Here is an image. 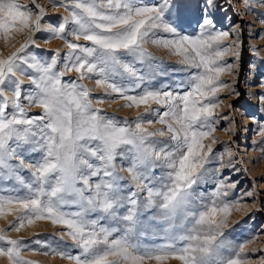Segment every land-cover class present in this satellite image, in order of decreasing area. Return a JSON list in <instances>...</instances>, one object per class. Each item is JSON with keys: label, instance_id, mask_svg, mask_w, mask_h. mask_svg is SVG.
<instances>
[{"label": "snow or ice", "instance_id": "6c2138e0", "mask_svg": "<svg viewBox=\"0 0 264 264\" xmlns=\"http://www.w3.org/2000/svg\"><path fill=\"white\" fill-rule=\"evenodd\" d=\"M48 2L65 14L53 19L39 0H0V41L9 49L0 53V218H13L0 228V257L37 264L23 252L41 249L8 232L47 221L64 247L35 243L70 264H250L252 241L234 247L226 231L232 212L247 209L228 199L238 182L222 172L236 153L227 149L212 167L217 125L229 122L231 142L240 130L233 112L245 115L233 102L243 96L235 86L241 25L217 27L218 0ZM240 4L255 13L264 0ZM41 32L50 34L44 43L61 39L66 50L43 57ZM149 43L178 57L179 67H164ZM250 47L264 63L261 49ZM170 72L184 78L162 83ZM69 73L75 78L65 79ZM86 80L103 89L96 103L119 98L142 112L128 120L95 107ZM256 87L250 96L264 108V76ZM257 135L264 143V123Z\"/></svg>", "mask_w": 264, "mask_h": 264}, {"label": "rangeland", "instance_id": "374dc122", "mask_svg": "<svg viewBox=\"0 0 264 264\" xmlns=\"http://www.w3.org/2000/svg\"><path fill=\"white\" fill-rule=\"evenodd\" d=\"M24 3H28V0H23ZM40 3L44 4L48 15L55 19L53 14L64 15L62 8H55L49 4L48 0H39ZM149 2H155V0H149ZM218 3L222 6L220 12L217 13L221 23L217 25L218 28L221 26L225 29H229L232 24H240L242 33L240 39L242 40V46L240 49V72L236 81L237 89L243 93V96L238 101H233L237 108H242L245 111V115H241L240 112H233L238 124L240 125L239 133L236 137L232 138L230 142L229 133L225 132L224 129L229 127V122L221 120L217 125V131L214 135L218 139V143L214 145L216 152V159L213 162L212 167H218L220 161L219 157L221 154H225L226 150L230 149L236 153L233 160V166L222 170L223 175L228 178V182H238L235 189L229 190L230 201H239L241 204L247 206V209H242L239 212L233 211L229 217L230 230L228 232V242L234 247H238L242 243H247V251L251 256L250 264H261V257H264V143H259V137L257 135L259 130V123H264V108L258 105L257 100L250 96V93L259 91L256 87L261 76H264V63L260 62L256 54L252 51L250 46H257L261 49L260 57H264V39H257V35L260 31H264V23H261L260 17L255 13L264 14V7L255 5V13H245L241 7L240 0H232L231 6L227 3V0H218ZM50 34L47 32H41L37 34V44L40 45V54L47 58L51 53L60 49L62 52L65 51L64 42L61 39L52 38L49 39L48 43H44V39ZM22 39V37H17ZM71 39V37H69ZM148 51L159 60L163 61V66L172 69L178 68L177 63L178 57L170 55L168 51L162 47H156L151 43L146 45ZM46 50V51H42ZM9 49L4 47L2 41H0V53L7 54ZM230 61L234 58L229 57ZM62 67V65H61ZM24 80L27 90L31 86L28 85L26 77H20ZM75 78L74 73L66 75L65 79ZM177 78H184L183 73L172 74L160 78L162 83H172ZM225 79L231 81V77H225ZM93 93V104L95 107L103 109L109 115H114L117 118L134 120L137 112H142L141 109H128L123 107L124 101L119 98H105L102 103H96V97L103 95V89L95 86L94 80L83 81ZM220 97L224 99L225 104L229 101L225 97L224 93L220 94ZM157 107V106H154ZM32 112H39V109H32ZM227 113V109H224ZM255 118V122L252 120L250 124H246V119ZM146 119L155 120L156 116L150 115ZM147 126V125H146ZM151 127H160L155 124ZM257 141V143H254ZM209 141H205L208 143ZM251 152V153H250ZM239 168L240 171H235ZM247 169V171H245ZM121 175H127L125 172H121ZM214 185V180H210L209 184L205 187L207 192ZM253 191L252 197H247L246 192ZM255 201V206H253ZM13 219L9 216L7 219L0 218V228L7 227V221ZM239 221L234 227L233 222ZM58 226L52 225L47 221H36L31 226H26L21 232H8V235L12 238L23 237L28 242L27 247L31 249H41L40 251H28L25 250L23 255L26 259L37 262V264H70L67 259H62L56 255H43L42 251L46 250L42 248V245L35 243L36 239L42 242H47L53 246L63 248L64 242L59 241V237L56 235L58 232ZM35 233H40L38 237ZM256 239L253 240L252 238ZM68 245H71V241H65ZM255 250V252H254ZM67 251L75 254V250L71 247L67 248ZM254 252V255H253ZM0 264H7L6 257H0Z\"/></svg>", "mask_w": 264, "mask_h": 264}, {"label": "bare ground", "instance_id": "6f19581e", "mask_svg": "<svg viewBox=\"0 0 264 264\" xmlns=\"http://www.w3.org/2000/svg\"><path fill=\"white\" fill-rule=\"evenodd\" d=\"M245 121H246V124H247V123L250 124V123L252 122V119H251V118H248V119H246ZM250 153H251V152H250Z\"/></svg>", "mask_w": 264, "mask_h": 264}]
</instances>
